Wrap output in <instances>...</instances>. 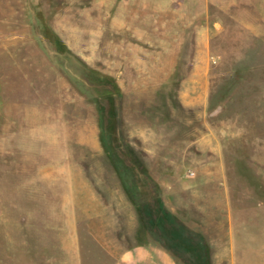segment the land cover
Segmentation results:
<instances>
[{"label": "rangeland", "instance_id": "1", "mask_svg": "<svg viewBox=\"0 0 264 264\" xmlns=\"http://www.w3.org/2000/svg\"><path fill=\"white\" fill-rule=\"evenodd\" d=\"M219 165L264 264V0H0V264L180 242Z\"/></svg>", "mask_w": 264, "mask_h": 264}, {"label": "crops", "instance_id": "2", "mask_svg": "<svg viewBox=\"0 0 264 264\" xmlns=\"http://www.w3.org/2000/svg\"><path fill=\"white\" fill-rule=\"evenodd\" d=\"M221 171L220 165L211 171L214 175L210 184L213 191L205 190L204 195L196 188L202 180L201 172L196 171L199 176L194 178V185L189 191L188 206L182 208L180 242L170 235L175 232V221L172 220L171 226L166 227L165 240L168 242L149 240L138 243L123 252L116 264H247L234 257L238 242L231 226L230 203L222 186ZM174 244L181 249H174ZM250 244L247 243L246 249L250 248ZM177 253L181 254L182 261H179Z\"/></svg>", "mask_w": 264, "mask_h": 264}]
</instances>
